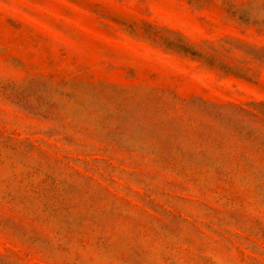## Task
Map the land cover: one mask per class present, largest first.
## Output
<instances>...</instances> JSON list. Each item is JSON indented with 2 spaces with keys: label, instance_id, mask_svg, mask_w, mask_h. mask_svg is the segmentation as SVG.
<instances>
[{
  "label": "rangeland",
  "instance_id": "374dc122",
  "mask_svg": "<svg viewBox=\"0 0 264 264\" xmlns=\"http://www.w3.org/2000/svg\"><path fill=\"white\" fill-rule=\"evenodd\" d=\"M0 264H264V0H0Z\"/></svg>",
  "mask_w": 264,
  "mask_h": 264
}]
</instances>
